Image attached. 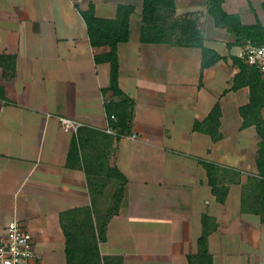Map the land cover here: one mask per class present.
<instances>
[{
  "label": "crops",
  "instance_id": "crops-1",
  "mask_svg": "<svg viewBox=\"0 0 264 264\" xmlns=\"http://www.w3.org/2000/svg\"><path fill=\"white\" fill-rule=\"evenodd\" d=\"M263 1L222 6L242 23L259 17L264 24ZM91 2L102 17H115L119 3L135 5L130 37L118 44L119 84L134 99L131 129L120 137L103 130L106 103L119 97L109 88L110 61L96 58L110 47L92 45L81 12ZM175 4V15L193 17L205 45L223 58L203 68L198 45L142 41L143 0H0V55L15 56L9 75L0 63V237L11 219H21L33 233L38 264H67L61 214L92 204L84 152L88 159L100 150L105 165L127 177L99 242L109 264H189L204 213L218 222L208 240L214 264H264V221L242 204L243 184L258 174L261 137L255 124L243 125L250 86L232 87L240 70L232 57H241L245 41L216 22L210 0ZM217 102L222 136L214 139L194 122ZM259 113L264 118V105ZM58 115L100 131L83 138L84 152L71 159L80 134L64 128ZM203 161L230 169L221 180L225 201L213 193ZM106 182L97 208L109 183H120Z\"/></svg>",
  "mask_w": 264,
  "mask_h": 264
},
{
  "label": "trees",
  "instance_id": "trees-1",
  "mask_svg": "<svg viewBox=\"0 0 264 264\" xmlns=\"http://www.w3.org/2000/svg\"><path fill=\"white\" fill-rule=\"evenodd\" d=\"M222 2L223 0H210L209 11L215 16L216 22L225 24L237 35L238 41L250 39L263 44L264 24L259 17L254 23H242L238 14L230 13L223 8ZM134 10L133 3H119L115 17H102L96 14L95 5L92 2L88 8L81 10L88 26L92 45L110 47L108 52L97 55L96 58L98 61H110L111 63L109 88L119 98L108 101L106 110L108 124L117 132V134H109L115 137H120L130 131L133 116L134 99L119 84L118 44L127 41L130 37V17ZM175 13V0H143L141 40L198 45L203 51V68L224 57L214 48L205 45L202 33L193 17L178 16ZM232 58L234 63L240 67L232 87L239 88L249 85L251 89L250 102L241 106V113L244 116L243 125L255 124L261 137L257 156L258 174L249 176L247 182L243 184L242 204L245 210L260 214L261 220L264 221V118L259 113L260 107L264 105V80L257 68L247 64L242 57L233 56ZM0 63L4 68V74L9 75V70L14 69L15 66V56L0 55ZM221 114V106L217 102L204 119L196 118L194 128L210 133L214 139H219L222 136L219 131ZM249 114H251L250 117ZM98 132L100 131L88 126L80 128L79 140L74 139L70 147V159L79 155L80 148L83 150V138L89 139L91 135L96 137ZM105 154L100 150L87 159L84 152L92 204L76 206L61 214V223L66 235L67 264H109V257L101 253L99 242L105 240L107 223L119 209L127 177L117 166L105 165ZM203 164L207 169L213 193L219 201H225L228 186L221 180L222 176L231 172L230 169L212 161H203ZM232 173L240 175L237 170H233ZM107 178L118 179L120 183L113 193V204L107 208L105 213L100 214L96 207V196L106 186ZM202 222L203 232L198 237V249L187 255L189 264H214L208 240L210 233L218 228V222L214 216L207 213L202 215Z\"/></svg>",
  "mask_w": 264,
  "mask_h": 264
},
{
  "label": "built area",
  "instance_id": "built-area-1",
  "mask_svg": "<svg viewBox=\"0 0 264 264\" xmlns=\"http://www.w3.org/2000/svg\"><path fill=\"white\" fill-rule=\"evenodd\" d=\"M73 1L80 4L83 0ZM241 57L247 64L256 67L264 80V43L246 40L243 43ZM112 117L115 116L112 115ZM58 120L64 128L76 133L87 125L84 121L69 115H58ZM103 130L117 134L109 124ZM130 137L134 138L136 135L133 133ZM0 264H38L33 233L18 217L11 219L6 224L4 233L0 237Z\"/></svg>",
  "mask_w": 264,
  "mask_h": 264
},
{
  "label": "rangeland",
  "instance_id": "rangeland-1",
  "mask_svg": "<svg viewBox=\"0 0 264 264\" xmlns=\"http://www.w3.org/2000/svg\"><path fill=\"white\" fill-rule=\"evenodd\" d=\"M117 188V185L115 184H110L107 188V192L103 195V198L101 200L100 203H98V207L97 209H101L102 211H106L107 208L113 204V197L112 194L115 191V189ZM97 207V205H96Z\"/></svg>",
  "mask_w": 264,
  "mask_h": 264
}]
</instances>
